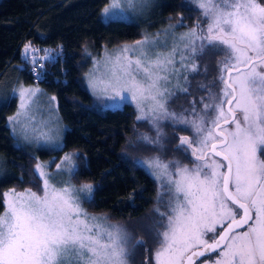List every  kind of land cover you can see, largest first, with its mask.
Returning <instances> with one entry per match:
<instances>
[{
    "label": "snow or ice",
    "instance_id": "obj_1",
    "mask_svg": "<svg viewBox=\"0 0 264 264\" xmlns=\"http://www.w3.org/2000/svg\"><path fill=\"white\" fill-rule=\"evenodd\" d=\"M143 2L111 0L102 15L111 18L116 15V10H122L124 3L136 6ZM198 3L205 16L211 14L208 35L205 36L203 30L198 34L199 25L191 28L181 36V40L186 41L185 49H190L193 57L204 55L208 49L226 52L225 59L219 62L222 67L218 79L224 85L222 96L214 97L213 104H205V109L219 107L220 116H225L223 105L226 101L240 110L243 120L235 118V111L229 108L235 130L219 141V150L216 143L211 144L215 156L222 157L220 161L208 157L203 166L194 169L178 167L174 174L168 172L169 165L161 164L159 158L148 161L149 167L164 170L176 193L174 206L170 202V211L156 210L161 218L156 227L163 229L158 233L162 241L155 253L156 264H184L188 252L192 253L187 256L188 261L202 257L205 251H194L199 245L207 251H220L224 259H217L214 264H264V159L260 158L264 156V4L257 0H217L209 9L208 0H198ZM196 41L201 43L197 45ZM217 43L224 45L225 49H218ZM148 44L145 39L137 41L135 46H124L122 52L139 48L140 55L135 60L125 57L127 64H122L121 57L117 56L119 70L114 68L102 90L111 88L117 95L130 92L134 99L139 96L154 101L155 107L164 110L165 115H171L180 123H188L176 113L168 114L163 102L169 71L180 72L174 61L176 49L169 55L157 53L153 60L150 49L145 47ZM24 51L34 54L37 50L25 44ZM186 59L187 56H182L181 62ZM32 63H36L34 55ZM191 70L197 71V66L192 64ZM224 73L228 74L227 79ZM98 84H105V81H93V89H97ZM38 91L20 87L22 110L28 108ZM216 100H219L218 105ZM24 114V111H18L9 117V122L22 126L20 117ZM206 115L200 117L199 124L192 121L198 135H203ZM212 123L219 128L216 120ZM227 123L229 121L225 118ZM23 130L27 134V126H23ZM40 135L46 134L41 132ZM158 137L159 133L157 139H145L157 143ZM215 138L209 129L197 143L206 150L209 141ZM192 144L187 137H181L177 147H192ZM193 155H196L195 150ZM72 157L73 154H66L64 161L71 163ZM197 159H204V155L197 156ZM44 167L35 165L44 177L43 197L35 192L17 194L13 190L10 193L14 199L8 204L7 212L0 216V264H126V236L120 227L106 224L104 217H89L80 208L78 193L91 194L93 185L83 184L76 190L50 188ZM204 168L212 169L211 174ZM173 175L178 179H172ZM181 194L183 201L180 200ZM25 195L27 199L23 198ZM229 202L242 209L243 215L235 212ZM165 217L166 224L163 223ZM217 218L221 224L228 221L227 227L218 240L209 243L203 239V230L215 232ZM142 244L143 241H137V245Z\"/></svg>",
    "mask_w": 264,
    "mask_h": 264
},
{
    "label": "trees",
    "instance_id": "obj_2",
    "mask_svg": "<svg viewBox=\"0 0 264 264\" xmlns=\"http://www.w3.org/2000/svg\"><path fill=\"white\" fill-rule=\"evenodd\" d=\"M106 1L0 0V159L3 166L0 211L3 190L39 189L40 180L33 170L35 157L14 144L5 124L6 116L16 106L14 89L22 84H35L56 97L57 113L65 126L61 148L38 150V156L72 152L70 177L73 184L93 185L92 193L81 199L83 208L120 227L126 236L128 264H153V253L160 243L156 210L163 206L161 185L139 163L123 153L125 141L146 130V123L136 117L133 107L126 102L115 108L96 107L83 80L88 65L86 50L96 54L104 45L130 42L140 36L139 25L134 21H103L100 18V9ZM257 2L264 4V0ZM154 14L162 22L175 24L178 28L191 29L197 25V28H205L201 12L189 0H158ZM25 44L32 48L58 49L54 60L42 62L40 78L31 73L30 65L21 57V47ZM217 45L219 49H225L222 44ZM225 56V51L218 50L208 76L203 80L193 79L205 85V92H211L215 97L222 96L224 85L218 79L222 67L219 62ZM192 90L193 93L186 91L187 97L196 93L199 97L196 101L199 100L202 92L196 86ZM211 109L205 111L207 120L215 113ZM169 126L170 129L165 131L163 158L194 169L200 160L197 152L196 155L192 153L196 150V134L191 125ZM181 137L193 141L192 147L178 148ZM260 158L264 159V156ZM137 241H143V244L137 245Z\"/></svg>",
    "mask_w": 264,
    "mask_h": 264
},
{
    "label": "rangeland",
    "instance_id": "obj_3",
    "mask_svg": "<svg viewBox=\"0 0 264 264\" xmlns=\"http://www.w3.org/2000/svg\"><path fill=\"white\" fill-rule=\"evenodd\" d=\"M195 7L199 9L202 14L203 19L205 20V28L200 29L197 28L198 34L203 30V34L205 36L208 35L207 29L208 25L211 23V14L209 16L204 15V9L199 7L198 0H189ZM158 0H144L143 4H137L136 6L130 5L128 3H124L122 10H116V15L111 18H105L102 15L104 7L108 6L111 3V0H107L106 3L100 9V18L103 21L110 19H119L126 21H134L139 25L140 36L130 42H124L117 45L112 46H102L98 53H92L89 50H86L85 55L88 57V65L83 73L84 85L92 97L93 104L100 108H115L121 106L124 102L129 103L135 113L136 117H141L140 120L145 121L146 130L137 132V137L129 138L125 141L123 147V153L125 156L139 163L149 175H151L158 183L161 185V193L163 196V206L159 207L160 211H170V202L174 206L176 201V193L174 190V185L169 182V177L164 174V170H157L154 167H149L148 161L159 158L161 164H167L168 172L175 173L178 167H181V164L171 162L165 160L163 155L165 153L164 147V138L165 131L170 129L169 125L172 124H181L177 120H174L171 115H165L164 110H160L155 107V102L151 100H147L137 96L136 99L133 98L132 93L130 92H121L119 95L116 94L111 88H108L107 91H103L105 88L108 78L111 76L114 68L118 71L119 69L116 66V57H121V63L127 64V59L135 60L140 55V49L136 48L133 52L124 53L122 52V48L124 46H135L137 41L147 39L149 44L146 45V48L150 49V58L155 59V54L160 53L164 55H169L172 53L173 49H176V53L174 56L175 66L177 69H180V72L173 73L169 71L168 76L169 80L167 82V92L165 94V109L168 114L176 113L181 116L182 119H186L192 128L193 134L195 133V143H196V152L197 155H201L204 150L202 146H200L197 142L203 138V136L207 135L209 129L212 128V123L209 125L208 121L212 120H223L227 117L220 116L219 107H212L211 110H214L211 116V120H207L205 118V122L203 123V135H198L196 128L193 126L192 121H196L197 124L200 123V117L205 115V104H213L214 97L213 93L205 92V87H201V82L196 83L198 80H203L204 77L208 76L209 71H211V66H213V61L216 58V54L218 50L208 49L206 53L202 56L193 57L191 55L190 49H185L184 44L186 41L181 40V36L184 33H187L189 29L178 28L175 24L164 23L162 20L154 14L155 6ZM217 0H208V7L212 9ZM197 45L201 42L196 41ZM207 43V41H205ZM25 46V45H24ZM24 46L21 47V57L23 61L27 62L30 65L31 73L36 77H42V62L54 60L58 54L57 48H49V47H34L37 51L34 54H26L24 51ZM224 46V45H223ZM225 47V46H224ZM217 48L220 47L217 45ZM32 55L36 58L35 65L32 63ZM182 56H187L188 59L181 62ZM42 57H47L46 59H41ZM127 57V59H125ZM195 64L197 66V72L191 70V65ZM198 65L200 69L198 68ZM244 70V69H242ZM195 73V75H193ZM194 77V78H193ZM196 78V82L195 79ZM103 79L105 84H98L97 89H93L92 83L93 81H99ZM164 82H162L163 84ZM199 89L202 92V96L199 100L196 101L197 96L196 93L187 97V92L192 91L195 88ZM31 88V89H39L35 96L31 98L29 102L28 108L26 110H22L20 108L21 99H20V87ZM192 87V89L190 88ZM14 96L16 99V106L13 112L8 114L5 118V124L9 128V131L12 135L14 144L22 147L26 152L33 155L36 159L33 170L35 174L38 176L40 180L39 189H13L7 188L2 191V209L0 211V216H3L8 210V204L14 199V197L10 194L13 190L15 193H26V192H35L39 196L43 197L44 195V177H41L39 171L36 170L35 165L41 164L45 166L43 168L44 173L46 174V178L49 181L50 188H55L57 190L70 187L74 190L79 189L80 185L73 184L71 180V170L73 166V157L71 163L64 161V157L66 154H72L70 151L60 152L58 155H48L46 157H39L37 152L38 150L45 149L49 151L58 150L62 145V133L65 126L59 119L57 113V100L54 95H50L42 91L35 84L31 85H18L14 91ZM52 97H55L53 100ZM189 101V102H188ZM215 103L218 105L219 100H216ZM190 104V105H189ZM141 106L143 107V111H141ZM198 106V107H197ZM233 111L236 113L237 119L243 120V115L235 105L230 106ZM203 110V111H202ZM18 111H24L25 114L20 117L22 122V126H16L13 123L9 122V117L16 115ZM202 113L200 114V112ZM219 117V119H217ZM23 126H27L28 131L25 134L23 130ZM235 123H231L227 127L221 129V131L225 132L228 135L229 131L235 130ZM15 128V130H14ZM35 128L36 131L33 132L32 129ZM45 133V136H41L40 133ZM157 143H150L145 137L149 139H157ZM214 136V135H213ZM230 139V137H229ZM213 140V139H212ZM211 141V140H210ZM209 141V142H210ZM214 158V157H213ZM215 159V158H214ZM207 158L201 159L197 165L203 166ZM217 160V159H215ZM218 161V160H217ZM211 163V161H208ZM57 165H61L60 168H57ZM204 171L211 174L212 169L204 168ZM3 174V166L0 159V175ZM172 179H178L175 175L172 176ZM6 193H9L7 197ZM79 195V204L83 213H86L89 217L98 216L102 217L99 214L92 213L86 211L82 204L81 199L84 196H87L88 193H78ZM27 199V195L23 197ZM180 200L183 201V195L181 194ZM218 210H219V206ZM157 212V211H156ZM158 214L159 221L161 218ZM83 218V217H81ZM106 224L113 225L105 219ZM163 223H167V218H163ZM221 222L219 218L216 219L215 228L220 225ZM157 231L162 232V228L157 227ZM204 231L203 239H207L208 236L212 232ZM162 241V237H158V247L153 253V264H156L155 253L159 249ZM217 259H224L221 254ZM216 259V260H217ZM215 260V261H216ZM214 261V262H215ZM213 262V264H214ZM126 264L128 262L126 261ZM204 264H208V261Z\"/></svg>",
    "mask_w": 264,
    "mask_h": 264
},
{
    "label": "water",
    "instance_id": "obj_4",
    "mask_svg": "<svg viewBox=\"0 0 264 264\" xmlns=\"http://www.w3.org/2000/svg\"><path fill=\"white\" fill-rule=\"evenodd\" d=\"M241 67H242V66H241ZM242 69H243V67H242ZM224 77H225V79H227V78H228V74H227V73H224ZM229 108H230V105H228L227 102L225 101V103H224V110H225V112H226V114H227V120H228L229 123H230L234 118H233L232 114L229 112ZM217 123L219 124V128H217L216 125L214 124L213 127H212V132H213V134H214L216 137L219 138V140L214 141V142H212V143H216V144H217V147H220V145H219V141L225 137V134L222 133V132H220L219 129L222 128V127H224V126H226V125L229 124V123L225 124V119H223V120H221V121H219V122H217ZM212 143L209 144V147H208V149H207V152H209L210 154H212L213 156H215V154L211 151V144H212ZM215 157L219 158L220 160L222 159L221 156H215ZM225 163H226V162H225ZM224 170L226 171V169H224ZM230 203H231V202H230ZM234 206H235V205H234ZM236 207H237V206H236ZM239 215H243V210H242V209H240V214H239ZM227 223H228V222H227ZM227 223L223 226V228L220 230V232L217 234V236H216L214 239L208 241L209 243H212L213 240H218V239H219V235L222 234V232L224 231V228L227 227ZM194 251H205V255H206V254H209V253H211V252H213V251H207V250L204 248L203 245L197 247L196 249H194ZM191 254H192L191 252H188V253L185 254V261H184V264H194V263L196 262V260H198V259L200 258V257H194V259H193L192 261H188V260H187V256H189V255H191Z\"/></svg>",
    "mask_w": 264,
    "mask_h": 264
},
{
    "label": "flooded vegetation",
    "instance_id": "obj_5",
    "mask_svg": "<svg viewBox=\"0 0 264 264\" xmlns=\"http://www.w3.org/2000/svg\"><path fill=\"white\" fill-rule=\"evenodd\" d=\"M224 103H225V102H224ZM223 111H224V113H226L225 110H224V105H223ZM226 115H227V114H226ZM226 118H227V117H226ZM219 121H221V120H219ZM219 121H217V122H219ZM232 121H233V120H232ZM232 121H231L229 124H227L226 126H224V127H227L228 125H230V124L232 123ZM213 125H214V124H213ZM213 125H212V127H213ZM224 127H222V128H224ZM222 128H220L219 131L222 132V133H224L225 136H227V134H226L225 132L221 131ZM211 130H212V128H211ZM213 135H214V134H213ZM214 137H216V136L214 135ZM217 140H219L218 137H216L215 139L211 140V141L209 142V144L212 143V142H214V141H217ZM218 150H219V147H218ZM192 153H193V152H192ZM201 155H204V158L214 157L215 159H217L218 161H220L219 158H217V157L213 156L212 154H210L209 152H207V149H206V150L204 149V150L202 151V154H201ZM229 205L233 208V210H234L235 212H237L238 214H240V209H239L238 207H236V206H234V205H231L230 202H229ZM227 222H228V221H225L223 224L218 225L217 228H216V231H215V232H212V233L208 236V238H207L206 240H207V241H210V240L214 239V238L217 236V234L220 232V230L223 228V226H224ZM243 230H244V229H239V231H243ZM199 246H201V245H199ZM199 246H198V247H199ZM219 255H220V251H219V250H216V251H214V252H211V253H209V254H206V255L200 257L198 260H196V262H195L194 264H204V263L207 262V261H208V264H213V262L218 258Z\"/></svg>",
    "mask_w": 264,
    "mask_h": 264
}]
</instances>
